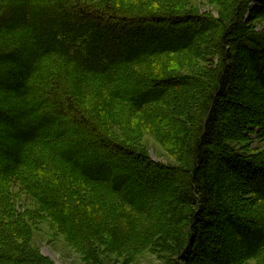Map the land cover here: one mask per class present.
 <instances>
[{"label":"trees","instance_id":"obj_1","mask_svg":"<svg viewBox=\"0 0 264 264\" xmlns=\"http://www.w3.org/2000/svg\"><path fill=\"white\" fill-rule=\"evenodd\" d=\"M207 2L0 0V264H264V0Z\"/></svg>","mask_w":264,"mask_h":264},{"label":"rangeland","instance_id":"obj_2","mask_svg":"<svg viewBox=\"0 0 264 264\" xmlns=\"http://www.w3.org/2000/svg\"><path fill=\"white\" fill-rule=\"evenodd\" d=\"M188 1L196 6L199 11H211L215 14L214 8L207 2V0ZM254 23L256 24L257 29H261L262 27H264V20H256L254 21ZM255 86L256 85L254 84V87ZM241 91L242 93H247L245 90ZM245 96L247 97L246 103L250 105V114L252 116L250 117V119L254 124L258 123L259 126L260 124L264 125V92L260 88L252 89V91L248 92ZM227 119L229 120V123L225 122V124H227L228 129H231L232 126L234 128L240 127L241 123L239 122V117L231 115L228 116ZM232 119H234L235 121H233ZM231 123L232 126L229 125ZM247 130H245V133L247 132ZM263 133L264 131L258 133V129L256 127H252V131L250 130L249 134L247 133V139L245 141H240L239 146L247 151L251 150L253 152H259V150H261V147L264 146ZM8 140L9 139L0 138V143L2 144V142H7ZM142 144L147 149L152 159L161 162L166 161L167 158L165 157L162 148L152 137H142ZM244 149L243 151H245ZM14 203L17 211L19 212H23L26 208L24 199L18 198L17 201L14 200ZM29 230L31 231V240L33 244L39 249L42 255L49 258L55 264H81L77 253L64 242V239L60 235L55 233L53 227L48 221H41L40 223L31 224ZM109 264H120V262L115 261ZM131 264L161 263L153 255L143 254L138 258L137 261H135L134 263L132 262Z\"/></svg>","mask_w":264,"mask_h":264}]
</instances>
